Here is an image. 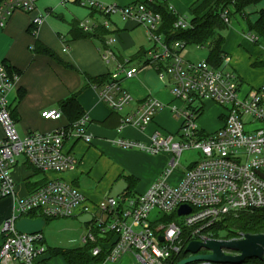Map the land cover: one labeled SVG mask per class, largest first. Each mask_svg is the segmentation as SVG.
<instances>
[{
    "label": "built area",
    "instance_id": "obj_1",
    "mask_svg": "<svg viewBox=\"0 0 264 264\" xmlns=\"http://www.w3.org/2000/svg\"><path fill=\"white\" fill-rule=\"evenodd\" d=\"M37 1L3 0L0 4V27L14 11H33ZM79 2L82 7L94 9L105 18L103 23H95L92 27L86 22L80 23L84 32H91L96 25L107 29L109 18L116 15L122 21L132 20L144 27L148 41L153 44L142 67L130 66L127 61L117 62L116 72L106 82L93 85L98 99L112 112L123 111L132 97L122 88L121 82L133 79L143 69L150 68L159 80L169 84L171 97L180 104L170 106L171 113L181 123L177 140L173 135L155 131L147 144L123 138L117 139L115 144L122 149L139 150L149 155L168 152L172 155L171 170L179 166L184 150H196L200 159L184 169L176 186L169 185L166 175L170 171L167 170L144 193L127 194L126 191L117 198L107 197L96 205L95 212L90 211L75 185L64 180H50L18 200L12 215L4 222L0 264H44L42 257L47 248L42 243V234L25 235L15 230L19 219L33 214L44 220L77 219L90 214L92 221L85 225L87 231L81 238V246L95 245L90 256L100 259L97 264L118 263L126 255H131L135 264H177L191 256L185 254L190 242L214 239L211 230L222 217L264 208V84L241 96L240 83L225 68L229 59L224 55L220 67H214L208 61L199 64L184 61L180 53L186 46L185 42H167L158 33L162 18L149 5L153 0L128 6L94 0ZM229 15L227 8L220 11L223 24L230 23ZM43 20L41 15L32 25L38 27ZM173 27L186 30L192 26L190 21L187 23L186 19L179 18ZM102 58L106 62L114 59L110 50H105ZM17 80L18 74L9 72L0 61V126L3 130V139L0 140V198L12 194L10 173L16 157L23 156L41 173L62 175L76 165L74 157L65 150V144L74 139L87 144L91 142L86 117H81L69 127L45 133L33 132L20 138L8 100ZM206 101L214 102L226 111L221 115L222 127L211 133L196 124ZM164 107L155 98L147 97L120 119L118 132L124 125L143 130ZM40 117L45 121H58L62 112L60 109L45 110ZM182 206L190 212L178 215ZM153 211L155 216L150 218ZM167 217H172V220L163 222ZM176 217L182 220L177 221ZM184 229L189 230L187 239L183 237ZM241 238L242 235L236 240ZM193 264L212 263L198 261Z\"/></svg>",
    "mask_w": 264,
    "mask_h": 264
},
{
    "label": "crops",
    "instance_id": "obj_2",
    "mask_svg": "<svg viewBox=\"0 0 264 264\" xmlns=\"http://www.w3.org/2000/svg\"><path fill=\"white\" fill-rule=\"evenodd\" d=\"M79 1L38 0L33 11H14L5 18L3 26L0 27V61L18 74L15 89L8 100L19 137L23 138L33 132H50L66 126L68 122L64 117L52 122L43 120L40 114L45 110L60 109L62 103L73 96L82 110L81 116L88 119L86 129L91 137L89 144L81 139H74L65 144V150L74 157L76 165L74 169L62 175L41 173L31 167L23 156L16 157V163L10 173L12 194L0 198V248L4 240L3 224L12 215L16 202L50 180H64L75 185L85 198L90 211L95 212L97 203L108 197L112 187L119 180L126 182L127 192L130 194H142L167 170L170 171L166 175L168 181L173 179L178 184L182 178L181 175L172 178L174 170L170 169V153L147 155L142 151L119 148L115 144L119 138L147 144L155 131L165 129L177 132L178 128L172 121L175 116L170 110L173 100L166 85H160L166 82L159 80L158 76L155 78L150 68L143 69L133 79L122 81L121 86L132 97V101L120 112L110 111L98 99L92 87L114 74L117 62L130 59L128 64L139 68L145 64L148 52L153 49L145 28L135 21H122L114 15L109 18L110 25L107 29L96 25L91 32H84L80 23L86 22L92 27L95 23H103L105 18L94 9L82 8ZM94 1L128 6L148 0ZM158 1L169 9L174 20L188 17L191 19V9L199 0ZM260 2L263 4L264 0ZM227 9L230 15L234 14V19L239 17L235 15L237 13H234L232 7ZM260 10H264V7ZM41 15L43 22L34 27L33 21ZM241 19L248 26L254 24L257 18L252 22L246 13ZM233 20L227 24L230 28L234 27V23L243 25L239 19L235 22ZM249 31L262 37L261 43L264 44V34L251 28ZM240 35L243 38L241 45L249 46V53L255 50L260 55L258 49L250 45H258V38L246 35L245 31ZM229 36L230 34L227 39ZM105 50H110L114 59L104 61L102 53ZM221 50L229 59L225 68L234 74L240 83L241 96L249 92L245 81L257 88L264 84V75L252 78L245 74L244 68L241 67L245 53L241 48L231 49L223 37ZM228 51H232V56ZM256 59L252 65L264 66V62H259V57ZM147 97H153L163 103L164 109L143 130L124 125L118 132L120 119L135 110L139 102ZM221 115V122H215L212 129L204 128L205 131L211 133L221 128ZM2 139L3 130L0 126V140ZM42 243L46 246L44 239ZM46 248L48 257L43 259L44 264L56 258L51 257L48 247Z\"/></svg>",
    "mask_w": 264,
    "mask_h": 264
},
{
    "label": "trees",
    "instance_id": "obj_3",
    "mask_svg": "<svg viewBox=\"0 0 264 264\" xmlns=\"http://www.w3.org/2000/svg\"><path fill=\"white\" fill-rule=\"evenodd\" d=\"M260 1L261 0H199L191 9L190 23L192 27L186 30L174 29L173 23L177 18L173 20L169 9H166L158 0H153V3L149 5L155 12L161 15L162 24L158 33L162 34L167 42L179 40L185 42L186 45L206 47L208 49L207 61L214 67H220L221 57L223 55L221 50L223 37L221 35H215V29L223 26V22L219 17V12L228 7H232L234 13L245 17V10L250 6L258 4ZM2 2L3 0H0V4ZM256 13L258 14L256 21L252 25L248 24V26L264 34V10H259ZM6 69L11 72L10 68L6 67ZM107 80L108 77L98 84H103ZM60 111L62 112V117L68 122L65 127L73 125V123L82 117V110L75 96L64 101ZM127 194H130L129 191ZM30 217L37 218L38 216L33 214L30 215ZM51 220L53 219H46V224ZM170 220H172V217H167L164 218L163 222H168ZM222 230H225L224 234L219 235V232ZM211 232L212 237L218 240L236 239L244 234H262L264 233V208L250 209L238 212L234 215L224 216L215 224ZM188 233L189 230L184 229L183 237L185 239H187ZM94 246V244H89L74 249L48 248V250L51 257L59 256L64 260L65 264H97L100 262V259H94L90 256V250ZM177 258L176 262L179 261V257ZM243 264H264V259H250Z\"/></svg>",
    "mask_w": 264,
    "mask_h": 264
},
{
    "label": "rangeland",
    "instance_id": "obj_4",
    "mask_svg": "<svg viewBox=\"0 0 264 264\" xmlns=\"http://www.w3.org/2000/svg\"><path fill=\"white\" fill-rule=\"evenodd\" d=\"M261 3V2H260ZM256 4L253 6L248 7L245 12L248 14V18L250 21H254L257 18V11L262 9L264 7V3L262 4ZM83 8V7H82ZM87 9V8H85ZM233 14V13H232ZM232 14L229 15L230 22L234 19L232 17ZM234 15V14H233ZM239 17H235L233 22L236 21V19H239L240 21L243 22V25H239L238 23H234V27L230 25L223 24V26L218 27L215 29V35H221L225 38L226 44L229 43V47L231 49H239L241 48L243 52L245 53V57L243 58V63L241 64V67L244 68L245 74L248 75L249 77H263L264 75V66H255L252 65L254 62V59L257 57L260 58L259 62H264V44L261 43L262 37L258 36L257 34L250 32L247 24L245 21L241 18H243L239 14ZM190 18H186L187 23H189ZM242 31H245L246 35H252L256 36L258 38V45L250 44L252 47H256L258 49V52L260 53L257 54L255 50L251 51L249 53V46L247 45H241L243 38L241 37L240 33ZM230 34L229 39H227V36ZM229 55L232 56V51H228ZM181 58L184 61L193 63V64H199L202 61H207L208 57V49L206 47H201V46H196V45H186L181 53H180ZM255 56V57H254ZM253 58V59H252ZM257 60V59H256ZM125 61H131L130 59H125ZM152 73L155 75V78L157 77V74L154 70H151ZM158 78V77H157ZM167 81V79H166ZM245 86L249 89H255L257 87L250 86V84L245 81ZM160 85H166L168 90L170 91V86L166 82L165 84L162 83ZM171 96V95H170ZM172 98V97H171ZM173 100V98H172ZM207 102H210L209 104L206 105ZM163 104V103H162ZM164 105V104H163ZM179 102L173 100L171 103L172 106H179ZM200 106V105H198ZM203 114L199 116V118L196 121V124L199 128L203 129H212L215 127V122H221L219 120V116L223 113H225V109L219 105H217L214 102L211 101H206L203 103ZM159 113V112H158ZM157 113V114H158ZM156 114V115H157ZM173 115V114H172ZM156 117V116H155ZM174 117V116H173ZM173 123L177 126L178 130L177 132L172 131H166L164 130H159L162 134L164 135H173L175 139H178V133H179V128H180V120H178L176 117L172 118ZM205 128V129H204ZM54 131V130H53ZM207 132V131H206ZM139 151V150H138ZM144 153V152H143ZM148 155V154H147ZM200 158L199 153L194 150V149H188L184 150L183 153L181 154V157L179 158V166L173 171V177L175 178L178 175H183L184 169L187 168L191 163L197 161ZM21 161V159H20ZM170 186H176L177 183L173 180L170 179L168 181ZM99 203V202H98ZM97 203V204H98ZM155 216V211H153L150 215V218H153ZM177 221H181L182 219L179 217H176ZM225 225V223H224ZM87 231V227L84 224H80L77 219L75 218H57L51 220L44 228L42 232L43 239L45 241L46 247L54 249V248H62V249H74L79 246H81V238L83 235H85ZM225 230H222L219 232V235H223ZM200 253H207L206 251H201ZM48 257V254H45V257H42L43 259H46ZM128 263H134L135 260L132 258L130 255H126L123 257V259L118 262V263H105V264H128ZM47 264H64L63 259L61 257H56L47 262Z\"/></svg>",
    "mask_w": 264,
    "mask_h": 264
},
{
    "label": "water",
    "instance_id": "obj_5",
    "mask_svg": "<svg viewBox=\"0 0 264 264\" xmlns=\"http://www.w3.org/2000/svg\"><path fill=\"white\" fill-rule=\"evenodd\" d=\"M128 190V185L124 180H119L111 189L108 198H117ZM190 211L185 206L178 210V215L188 214ZM80 224H88L92 221L90 214H85L77 218ZM46 226L43 218H21L15 224V230L19 234L36 235L42 234ZM160 241L163 239L160 237ZM201 251L207 254H199ZM185 254L191 256L181 260L177 264H193L198 261H206L212 264H243L250 259H264V233L244 234L241 239L218 240L210 239L205 242H190Z\"/></svg>",
    "mask_w": 264,
    "mask_h": 264
}]
</instances>
